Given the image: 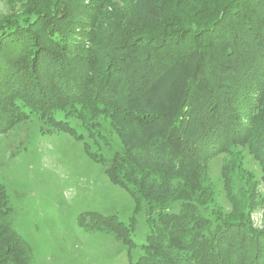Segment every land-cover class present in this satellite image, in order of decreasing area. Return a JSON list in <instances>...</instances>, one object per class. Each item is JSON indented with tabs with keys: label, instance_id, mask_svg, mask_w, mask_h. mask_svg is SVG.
<instances>
[{
	"label": "trees",
	"instance_id": "trees-1",
	"mask_svg": "<svg viewBox=\"0 0 264 264\" xmlns=\"http://www.w3.org/2000/svg\"><path fill=\"white\" fill-rule=\"evenodd\" d=\"M116 2L32 0L24 19L0 23V135L35 117L81 140L72 117L88 133L106 119L120 150H84L134 209L128 224L90 214V228L138 250L131 264H264V230L242 208L227 220L199 209L215 154L245 146L264 172V0ZM223 183L242 201L225 170ZM11 215L0 183V264H32Z\"/></svg>",
	"mask_w": 264,
	"mask_h": 264
},
{
	"label": "rangeland",
	"instance_id": "rangeland-1",
	"mask_svg": "<svg viewBox=\"0 0 264 264\" xmlns=\"http://www.w3.org/2000/svg\"><path fill=\"white\" fill-rule=\"evenodd\" d=\"M34 8L38 7L32 0H0V23L21 21ZM69 122L81 140L52 131L35 117L0 135V183L9 196L13 228L30 245L32 264L136 262L138 250L128 254L109 231L89 227L90 214L115 216L128 224L134 209L129 194L113 185L104 167L84 150L86 144L92 153L108 158L121 148L117 135L106 119H99L101 127L95 133L86 132L74 117ZM262 168L242 145L211 157L200 185L199 209L203 216L227 220L242 208L244 219L253 228L264 230ZM224 170L242 201L235 203L226 196ZM148 231L145 214L140 212L132 241L138 246L144 244Z\"/></svg>",
	"mask_w": 264,
	"mask_h": 264
}]
</instances>
